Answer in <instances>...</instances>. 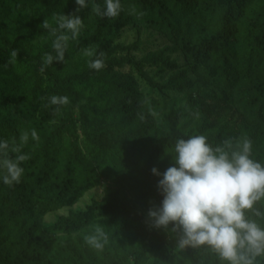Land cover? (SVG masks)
<instances>
[{"label":"trees","instance_id":"obj_1","mask_svg":"<svg viewBox=\"0 0 264 264\" xmlns=\"http://www.w3.org/2000/svg\"><path fill=\"white\" fill-rule=\"evenodd\" d=\"M86 2L76 12L75 0H0V141L15 140L30 157L19 183L5 185L0 169V264H222L211 250H177V234L152 227L148 212L162 205L158 182L174 166L179 138L203 134L215 146L247 137L252 158L264 163V0H120L115 18L92 13L91 4L104 0ZM53 13H75L84 28L64 62L41 71L44 53L54 52L40 25ZM133 27L160 33L172 46L128 58L132 47L119 41ZM90 45L105 53L99 71L81 53ZM11 50H18L15 63H8ZM177 52L191 74L230 97L235 133L207 132L203 117L183 130L181 121L199 114L201 101L217 100L200 93L187 71H177ZM147 67L177 72L159 83ZM140 81L157 95L182 97L184 106H171L158 125ZM52 95L70 103L51 105ZM25 131L29 139L21 145ZM102 181L114 187L104 189L101 201L42 225L43 217L74 205ZM256 207L264 211L261 203ZM97 226L109 238L103 250L84 240Z\"/></svg>","mask_w":264,"mask_h":264},{"label":"clouds","instance_id":"obj_2","mask_svg":"<svg viewBox=\"0 0 264 264\" xmlns=\"http://www.w3.org/2000/svg\"><path fill=\"white\" fill-rule=\"evenodd\" d=\"M75 2L76 12L88 7L86 0ZM121 10L120 0H104L103 6L91 4L92 13L101 18H115ZM40 27L52 38L54 52L44 53V71L54 61L64 62L70 41L78 40L84 23L75 13H53L51 22L45 18ZM81 53L89 58L90 69L99 71L106 66L105 53H97V46L85 47ZM17 56L18 50H11L8 63L17 62ZM48 101L56 106L70 103L67 96L57 95L48 97ZM31 138L39 140L35 129ZM28 139L25 131L20 136L21 145ZM173 152L174 166L168 167L158 182L162 205L148 212L151 226L177 234V250L204 248L217 254L222 264H257V258L264 257V226L258 222L264 220V211L256 207L258 202L264 207V163L252 158V141L247 137L228 138L213 146L206 135H192L179 138ZM28 159L15 140L0 141L5 185L20 182L24 173L21 165ZM151 171L161 175L156 168ZM170 224L173 227L169 229ZM108 239L100 226L84 237L85 243L97 250H103Z\"/></svg>","mask_w":264,"mask_h":264},{"label":"rangeland","instance_id":"obj_3","mask_svg":"<svg viewBox=\"0 0 264 264\" xmlns=\"http://www.w3.org/2000/svg\"><path fill=\"white\" fill-rule=\"evenodd\" d=\"M119 42L123 43L125 46L132 47L124 55L128 58H134L136 61L146 55L155 54L163 48L172 46V44L164 39L162 34L152 30H143L137 27L129 29L121 37ZM172 58L179 61L180 68L177 71H187L188 77L194 80V85L199 88L200 93L213 96L217 100L201 101L199 103V114H197L196 111L189 112L188 117L181 121L183 130L187 132L195 129L198 124H200V117H203L207 121V132L213 133L221 128L228 135L235 133L237 131L238 115L232 108L230 97L221 90L207 85L199 77L191 74L189 72L190 69L182 60V56L178 52L175 53ZM145 70L150 73L153 81L159 83H165L172 75H174L175 72H177L163 71L160 74L158 73L157 68L153 67H147ZM138 88L143 93L148 103L151 104L150 113L158 125L161 124L163 115L167 113L171 106H184L182 97L172 100L166 96L157 95L142 81L138 82ZM78 145L82 152L87 155V149L84 147V144L78 143ZM106 187H114V185L102 181L98 187L84 193V195L74 205L65 207L57 212L50 213L43 217L42 225H51L60 216L66 217L69 212L84 211L92 201H101ZM138 244L139 243L135 245Z\"/></svg>","mask_w":264,"mask_h":264}]
</instances>
